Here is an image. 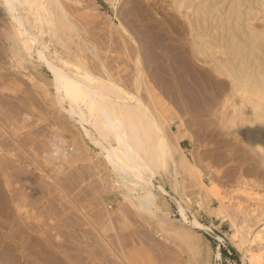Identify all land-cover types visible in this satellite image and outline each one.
Instances as JSON below:
<instances>
[{
  "label": "rangeland",
  "instance_id": "1",
  "mask_svg": "<svg viewBox=\"0 0 264 264\" xmlns=\"http://www.w3.org/2000/svg\"><path fill=\"white\" fill-rule=\"evenodd\" d=\"M81 2L79 6L70 5L71 15H74L71 19L78 24L86 39L94 43L101 42V46L104 44L102 53L107 49L109 67L113 70L124 68L122 64L119 65L120 58L117 59L122 52L117 26L121 24L128 29L127 32L131 33L129 35L137 39L138 43L141 40L139 45L142 50L139 52L146 61L142 60V64L145 66L147 80H150L152 86L155 85V90L158 88L156 93L159 100L156 97L154 107L150 104V108L157 118L160 116L161 119L163 116L168 121L164 122L166 137L172 138V132L181 129L182 152L190 163L193 162V168L197 166L194 168L197 172L186 173L181 169L177 171L176 179L181 184L180 190L186 193L183 200L193 213L198 211L195 213L197 219L202 224L211 225L221 240L208 232L200 233L204 238L195 235L197 232L180 221L176 205L167 197H164V201H159L160 206L163 204L162 210L166 211V208L169 213L167 218L160 214L165 222L164 228L154 219L137 214L133 204L123 202L120 192L113 184V175L95 155L96 149L87 140H82L78 130L51 105L50 98L35 84L20 75L18 76L27 85L16 81L17 72L9 68L7 25L0 19V135L3 137L0 136V145L13 153L10 157L5 156L8 158L6 161L0 157V187L4 193L10 194L9 198L21 196L23 199V217L11 219L9 226L12 228L17 222H21L26 242L25 255L31 260L30 264L35 263V250L40 247L47 251L48 258H59L64 264H197L196 261L199 264H243L229 240L233 231L230 222L221 223L211 211L218 207V199L205 195V188L201 192L197 190L200 177L207 186L214 182L223 206L229 208L225 207V212L236 222H240L239 211H243L233 208L237 202L249 214L264 210V205L255 200L259 196L260 200L264 197V162L260 161L259 153L243 144L240 137L228 134L219 126L218 116L216 117L219 99L215 90L218 93L221 88L227 89V82L220 80L210 66L202 64L201 57L197 58L192 49L193 36L197 33L204 34V39L212 44L216 40L225 42L227 26L224 22L220 23V15H224L228 2L221 5L220 0H187V9H181V12L188 15V20H183L185 18L182 19L173 9L171 0H119L120 3H116L115 7L105 0ZM263 3V0H247L244 3L242 13H249V20H241V31L245 30L247 23L255 32L259 30L263 23L260 11V7L264 8ZM117 21H120L119 24ZM31 70L29 68L25 75L34 73ZM43 73L41 78L48 83L50 76L45 71ZM49 93L53 94L51 88ZM142 94L148 103L145 94ZM3 101L7 102L4 107ZM53 136H61L62 142L65 140L63 143L58 142L59 147H62L59 153L56 152L58 156L51 150ZM64 148L66 154L62 153ZM169 165L171 163H168L170 173L160 180L168 190L172 179L169 175L174 174ZM2 173H8L11 193L3 187ZM244 185L246 186L243 188ZM242 190L251 196L247 197ZM202 202H205L204 205ZM10 206L14 209L13 205ZM188 229L192 233L194 231V234ZM34 238L39 241V247H32ZM217 251L220 252V258L215 255ZM43 260L41 257L36 262L46 264Z\"/></svg>",
  "mask_w": 264,
  "mask_h": 264
},
{
  "label": "bare ground",
  "instance_id": "2",
  "mask_svg": "<svg viewBox=\"0 0 264 264\" xmlns=\"http://www.w3.org/2000/svg\"><path fill=\"white\" fill-rule=\"evenodd\" d=\"M105 1L112 7H115V4L119 2V0ZM186 1L171 0V6L182 16V19L185 18L183 20H188V15L181 12V9H187L185 8ZM65 2L62 0H0V15L2 17L0 19L7 25L6 37L9 42L8 50L10 53L9 68L17 72L16 81L26 84L22 81L23 78L18 75L25 77L28 82L35 84L40 91L50 98L51 105L78 130V135L81 136L82 140H87L96 149L95 155L101 159L113 175V184L120 192L122 201L133 204L137 214L154 219L157 224L164 228L165 222L162 216L167 218L169 213L166 208V211L162 210L163 204L160 206L159 201H164V197H167L176 205L180 221L186 224L187 228L197 232L195 235L203 237L200 233L208 232L221 240L211 225L202 224L197 219L195 213L197 214L198 211L193 213L183 200L186 193L184 194L180 190L181 184L176 179L177 171L181 169L183 172L191 173L190 171H195L194 168L197 166L193 168V162L190 163L187 156L182 152L180 140L183 133L181 129L172 132V138L166 137L164 122L168 121H165L163 116L161 119H159L160 116L157 118L150 108L151 105L154 107L155 98L158 97L156 93L158 88L155 90V85L152 86L150 80H147L145 66L144 63L142 64V60L145 58L143 56L141 58L139 52L141 40L138 43L137 39L135 40L129 35L128 29L126 30L119 24L120 21H117L119 24L117 26L118 34L121 36L120 48L122 49L117 59L120 58V63H118L119 65L122 64L124 68L115 71V67L114 70L109 67L107 49L106 52L102 53L104 44L101 46V42V44L94 43L86 39L82 30L77 26L78 24L76 25L71 19L74 15H71L70 5L79 6L82 3L81 0H66ZM225 2H228V8L224 15H220V23L224 22L227 26L225 42L216 40L212 44L204 39V34L197 33L193 36L192 49L197 58L201 57L202 64L210 66L220 80L227 82V89L221 88L223 91L219 89L218 93L215 90L219 99L217 101L219 111L216 115L219 126L221 129L224 128L228 134L237 138L240 137L243 144H246L253 152L259 153L260 161L263 160L264 162V8L260 7L263 23L261 27L259 26V30L255 32L247 23L245 30L241 31L239 29L241 20L243 18L246 22L249 20V13H242V6L247 0H220L221 5ZM73 12L72 14H74ZM110 23L108 24L110 25ZM114 26L112 27L114 28ZM124 60L128 63H125ZM144 62L146 61L144 60ZM29 68L34 73L25 75L29 72ZM146 70H148L147 67ZM44 71L50 76L48 83L41 78ZM125 76L127 77L125 78ZM215 81L217 82V80ZM153 82L151 83L153 84ZM49 88L53 91L51 95ZM209 88L211 89V87ZM30 90L31 88H29ZM142 93L145 94L148 103L145 101V97L143 98ZM157 99L159 100V97ZM3 102L4 107L7 102ZM60 137L53 136L52 138L54 140L53 143L51 142V150L52 153L55 152V156H58L56 152L59 153L62 148L59 147L58 142L63 143L65 141L62 142L63 139ZM64 152L66 154L65 148L62 153ZM12 154L10 150L5 149L4 145H0V157L2 156L3 161L8 160L5 156L10 157ZM168 163H171L174 173L169 175L172 178L169 190L161 182L163 176L170 173ZM199 168L196 170L199 171ZM1 176H3V187L6 188L7 192H10L11 180L8 173H2ZM198 179L197 190L201 192L205 188V195L208 194L218 199V207L210 210L221 223L230 222L233 231L229 240L239 253L243 264H264V210L249 214L244 212L245 208L243 209L241 204L237 202L233 208L243 211H239L241 214L240 222H236L225 212L226 206H223L222 198L218 196L217 191L219 190L215 189L217 188L216 184L213 182L214 184L211 183L210 186H207L201 177ZM242 193L247 197L251 196L245 190H242ZM8 195L10 196L9 193H4L0 187V264H30L31 260L29 261L25 255L26 242L25 236L23 237L21 222H17L15 225L13 223L12 228L9 226L11 219L23 217L25 210L23 199L21 196L9 198ZM259 198L255 200L264 205V197H261L262 200ZM203 203L205 202L201 204ZM10 205H13L14 209ZM231 206L233 205L231 204ZM10 223L12 225V221ZM194 231L192 233L189 230L192 234ZM187 235L185 236L189 237ZM32 243V247L33 245L35 248L39 247V241L35 238L32 239ZM40 248L35 250L36 264L37 260H41V257L46 264H64L58 260L59 258H48L46 256L47 251L43 247ZM215 255L220 258L219 251ZM199 258L201 260V257ZM196 263L199 264L198 261Z\"/></svg>",
  "mask_w": 264,
  "mask_h": 264
}]
</instances>
